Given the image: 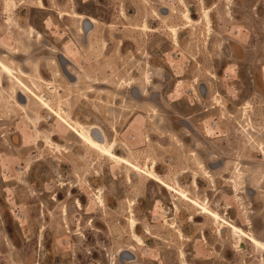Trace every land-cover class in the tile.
<instances>
[{
    "label": "rangeland",
    "instance_id": "obj_1",
    "mask_svg": "<svg viewBox=\"0 0 264 264\" xmlns=\"http://www.w3.org/2000/svg\"><path fill=\"white\" fill-rule=\"evenodd\" d=\"M12 1L8 20L0 0V59L31 90L264 243V0ZM17 93L0 89V264H263L33 99L17 109Z\"/></svg>",
    "mask_w": 264,
    "mask_h": 264
},
{
    "label": "bare ground",
    "instance_id": "obj_2",
    "mask_svg": "<svg viewBox=\"0 0 264 264\" xmlns=\"http://www.w3.org/2000/svg\"><path fill=\"white\" fill-rule=\"evenodd\" d=\"M4 8L6 10V13L9 16L8 17V20H9L11 18L12 12H14L17 9V5L12 0H4ZM67 15H68L69 18H71L73 20H80L81 19V23L83 24V28H84L85 23L88 24L90 26V28L91 27L92 28L96 27L95 25L97 24V22L92 17H82L81 15H79L78 13H75V12H73L71 14H67ZM203 17L206 18V16H203ZM157 18L160 19L159 16H157ZM184 19L185 20H189L187 15L184 16ZM208 19H209V17H208ZM141 27H142L141 30L147 31V25L145 23ZM138 29H140V28H138ZM34 34H37V37H39V39H40V34L37 33L32 27H30L29 30H28V35L27 36L32 37V36H34ZM84 39H85V37H84ZM175 41H176V39H175ZM18 73H19L21 78H18L16 76ZM26 77H27V75L25 74V72L22 71V69L19 72L14 71V69L12 67H10L7 63H5L4 61H2L0 59V89L4 85V80L8 79V81L13 86H15L16 88L21 90V92H22V94H23V96L25 98L24 101L22 99V102H21L20 99L22 98L21 97L22 94L21 93H17V95H16V106H17V109L19 108L21 110H25L26 109V106H25L26 103L25 102H27V104H28L30 102V99H33L34 102L38 105L37 107H39L42 111L50 112L55 118L60 120L73 133L74 137H76V139H78L80 142H82L89 150H92L94 152H97V153L107 157L108 160H110L111 162H113V163H115V164H117L119 166L126 167L130 172L134 173V176H136L135 174L139 173V174H142V175L148 177V179L150 181L159 184L164 190H166L170 194H172V201L179 200L181 202H185L197 212V217L198 216H203L207 220L215 223L218 226V228H226V229H228V232L231 233V235L234 236L238 240L237 246L235 247V248H237L238 252H242V250L243 251L246 250L247 245H245V243H248L257 252L262 253L263 254L262 256L264 258V243L262 241H260L259 239H257L254 236V234H252L251 232L247 233V232L243 231V229L238 228L235 224L230 223L229 221H226V219L224 220L216 211H213L210 208V205L208 206V200L207 201L204 200V201L200 202L199 200L192 199V198L189 197L188 192L183 190L179 185L178 186L176 185V187H172L169 184H167L164 181H162V179H160V177L156 174V171H155L156 163H152L151 166L149 167V170H147L146 173H144L136 165H134L131 161H129L127 158L115 155L114 152H113V150L116 147V142L115 141H112L111 143L110 142L107 143V140H106L104 134L101 132V130L99 131V128H97V127H95V128L94 127L93 128L92 127H87V126H85L83 124H80L78 122L73 121L71 119L70 115L67 113V110L64 108V106L63 107L60 106L61 107L60 108L61 111L59 110L60 112L54 110L50 106L49 99H48V97L46 95H44V94L43 95H37V93H35V91H33L34 89L31 90L22 81V78H26ZM148 78H150V77H148ZM37 80H39V79H37ZM34 82L35 81H33L32 83H34ZM39 82L44 84L43 80H39ZM39 82H36V83H39ZM47 85H52V82H50V83L48 82ZM45 87H46V85H45ZM49 89H51L52 91H57V89L54 88L53 86H50ZM18 92H20V91H18ZM19 94H21V96ZM58 94H59V92H58ZM7 97H10V96H7ZM5 101L7 102V100H5ZM6 102H4V104ZM8 105H10V104H8ZM6 106H7V104L5 105V107ZM12 106L13 105H11V107ZM95 132H97V134L99 136L98 139L95 136L96 135ZM55 136H56V134L52 135V139L51 140H49L47 138L46 141L48 142V144H50L49 146H54L53 138ZM55 150H57L58 152L61 153V151L64 150V148L61 149L60 146L56 145L55 146ZM66 151L64 153H66ZM204 176L208 180H210L209 182H211L210 173L207 172L205 169H204ZM128 181L130 183V181H131L130 177L128 178ZM213 183L215 185V182H213ZM193 185L195 187H197L196 179L193 181ZM99 200H100V198H99ZM174 206L176 207V205H174ZM130 212H131V210H130ZM128 221H129L131 229L133 230L132 231V239L135 242H140V237L134 231V229L137 226V221H136V219H135V217H134L132 212L130 213V218H129ZM172 228L174 229V227H172ZM217 231H219V230H217ZM176 232L180 235V237L182 236V238H183V234L180 231V229L176 230ZM220 237H221V235H220ZM262 261H263V264H264V260H262Z\"/></svg>",
    "mask_w": 264,
    "mask_h": 264
},
{
    "label": "flooded vegetation",
    "instance_id": "obj_3",
    "mask_svg": "<svg viewBox=\"0 0 264 264\" xmlns=\"http://www.w3.org/2000/svg\"><path fill=\"white\" fill-rule=\"evenodd\" d=\"M44 3V2H43ZM29 30V29H28ZM14 71H17V72H19L20 70L18 69V70H16V69H14ZM19 74V73H18ZM71 75V74H70ZM20 76V75H19ZM21 78V77H20ZM9 83V84H11L9 81H8V79H5L4 80V83ZM4 86V85H3ZM15 87V86H14ZM18 89V88H17ZM18 91H20V92H18V93H21L22 94V92H21V90L20 89H18ZM21 94H19L20 96H21ZM22 99L24 98V96H23V94H22ZM25 99V98H24ZM26 103V105H27V102H25ZM25 105V106H26ZM133 175H134V173H133ZM196 179V185H197V187H198V183H197V178H195V177H193V181ZM194 188H197V187H195L194 185H192ZM189 194V197L190 198H192L191 196H190V193H188ZM192 199H196V200H199L198 198H192ZM200 201V200H199ZM205 201H206V199H205ZM183 203V202H182ZM183 204H185V203H183ZM185 206H187L188 208H190V209H192V212H190L189 214V216H190V219H189V222H191V223H194L195 222V220H198L199 218H201V217H203V216H198L197 217V212L191 207V206H189V205H187V204H185ZM173 208L180 214V211H179V208L177 207V205H176V207L175 206H173ZM213 210V209H212ZM214 211V210H213ZM217 212V211H216ZM218 213V212H217ZM219 214V213H218ZM220 215V214H219ZM205 218V217H204ZM206 219V218H205ZM207 220V219H206ZM219 237H220V234H219ZM221 238V237H220ZM206 239L204 238V241H205Z\"/></svg>",
    "mask_w": 264,
    "mask_h": 264
},
{
    "label": "water",
    "instance_id": "obj_4",
    "mask_svg": "<svg viewBox=\"0 0 264 264\" xmlns=\"http://www.w3.org/2000/svg\"><path fill=\"white\" fill-rule=\"evenodd\" d=\"M20 101L22 102V98L20 99ZM24 101V100H23ZM95 136H96V138L98 139L99 138V136H98V134H97V132H95Z\"/></svg>",
    "mask_w": 264,
    "mask_h": 264
}]
</instances>
